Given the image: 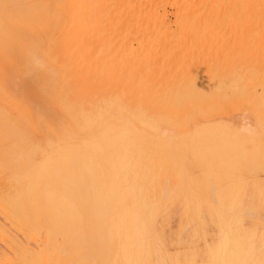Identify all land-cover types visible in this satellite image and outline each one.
Here are the masks:
<instances>
[{
    "label": "bare ground",
    "instance_id": "1",
    "mask_svg": "<svg viewBox=\"0 0 264 264\" xmlns=\"http://www.w3.org/2000/svg\"><path fill=\"white\" fill-rule=\"evenodd\" d=\"M48 24L0 0V260L264 264V56H54Z\"/></svg>",
    "mask_w": 264,
    "mask_h": 264
},
{
    "label": "rangeland",
    "instance_id": "2",
    "mask_svg": "<svg viewBox=\"0 0 264 264\" xmlns=\"http://www.w3.org/2000/svg\"><path fill=\"white\" fill-rule=\"evenodd\" d=\"M112 1L48 0L49 53L82 55L84 49L97 57L158 53L180 59L179 66L190 57L199 64L208 59L230 63L239 56H264V0H121L118 13ZM130 12L139 13L145 22L125 23L123 17ZM159 15L167 26L161 25ZM77 26L88 33H75ZM78 46L81 52L75 49ZM0 234L4 240L9 238L2 229ZM7 242L0 247L8 245L5 249L10 251ZM2 260L0 264L4 260L11 264L10 258Z\"/></svg>",
    "mask_w": 264,
    "mask_h": 264
}]
</instances>
